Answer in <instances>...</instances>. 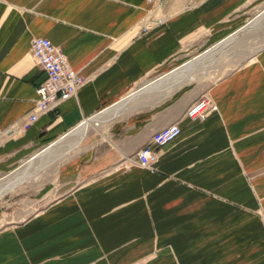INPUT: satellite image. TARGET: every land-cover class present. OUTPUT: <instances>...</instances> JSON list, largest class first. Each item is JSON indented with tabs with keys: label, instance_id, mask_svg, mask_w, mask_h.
Segmentation results:
<instances>
[{
	"label": "crops",
	"instance_id": "1",
	"mask_svg": "<svg viewBox=\"0 0 264 264\" xmlns=\"http://www.w3.org/2000/svg\"><path fill=\"white\" fill-rule=\"evenodd\" d=\"M263 1L162 12L156 0H0V173L136 94L124 113L89 126L39 190L38 211L2 226L0 210V264H264V44L208 81L264 29V16L161 76L242 27ZM35 36L59 46L86 82L23 127L45 77ZM160 79L171 83L136 91ZM201 96L217 109L186 117ZM174 122L179 135L153 145L152 133ZM144 146L155 151L147 166L136 160Z\"/></svg>",
	"mask_w": 264,
	"mask_h": 264
},
{
	"label": "built area",
	"instance_id": "2",
	"mask_svg": "<svg viewBox=\"0 0 264 264\" xmlns=\"http://www.w3.org/2000/svg\"><path fill=\"white\" fill-rule=\"evenodd\" d=\"M30 49L36 64L44 71V79L36 87L34 111L29 113L22 126L33 123L40 112L54 110L62 98L70 97L86 82L84 77L74 71L68 64L62 49L48 38L35 36L31 39ZM217 106L208 97L201 96L186 109L185 115L191 119H202ZM179 124L174 122L154 131L150 141L156 147H161L175 139L180 133ZM155 151L144 146L136 152L137 163L147 166L154 157Z\"/></svg>",
	"mask_w": 264,
	"mask_h": 264
},
{
	"label": "rangeland",
	"instance_id": "3",
	"mask_svg": "<svg viewBox=\"0 0 264 264\" xmlns=\"http://www.w3.org/2000/svg\"><path fill=\"white\" fill-rule=\"evenodd\" d=\"M197 0H156V9L160 8V10L167 11L171 8H177L179 6L190 5L191 3ZM264 6V1L256 6V10L262 8ZM264 44V29H262L256 36L250 38L246 41L245 44L242 45L241 49L238 53H235L232 59L226 60L227 63H224L223 68L219 67L214 71V74L208 81H213L216 78H219L226 74L233 67V63L242 60L248 53L252 52L255 48L259 49ZM256 49V50H257ZM255 50V51H256ZM233 65V66H232ZM226 69V70H224ZM135 100V99H134ZM85 122V121H84ZM100 125V124H99ZM98 126V125H97ZM70 153V152H69ZM68 153V154H69ZM66 154L63 158L59 160L54 165H51L45 168L35 180L28 181L22 184H19L11 191L5 193L2 197H0V210L3 215L2 218V226L10 225L15 223L16 221L22 220L27 216L35 213L41 208L40 204V192L39 190L46 184L52 182V177L56 173V167L58 164L68 155ZM26 160L13 168L9 172L0 173V178L6 176L10 172L16 170L21 167ZM45 171V172H44ZM53 172V173H52ZM52 173V174H50ZM9 221V222H7Z\"/></svg>",
	"mask_w": 264,
	"mask_h": 264
},
{
	"label": "bare ground",
	"instance_id": "4",
	"mask_svg": "<svg viewBox=\"0 0 264 264\" xmlns=\"http://www.w3.org/2000/svg\"><path fill=\"white\" fill-rule=\"evenodd\" d=\"M190 66L191 62L163 76L173 75L174 73L185 70ZM167 82H170V80L160 79L150 84L146 82L136 91H152L153 89H160L163 88ZM135 95L136 94L125 97L121 102L117 103L110 109H105V111H101L85 122H81L77 125L78 127L76 129H71L65 136L59 138V140H57L54 144L44 150L38 151L33 156L28 158L21 167L0 178V197L14 189L19 184L35 180L45 168L59 162L61 158L68 154L78 144V141L86 133L89 126H97L124 113L128 106H130V103L134 101Z\"/></svg>",
	"mask_w": 264,
	"mask_h": 264
},
{
	"label": "water",
	"instance_id": "5",
	"mask_svg": "<svg viewBox=\"0 0 264 264\" xmlns=\"http://www.w3.org/2000/svg\"><path fill=\"white\" fill-rule=\"evenodd\" d=\"M264 16V8L260 10L259 13H257L254 17L250 18L242 27H240L239 29H237L236 31L232 32L231 34H229L228 36H226L224 39H222L221 41L211 45L210 47L206 48L204 51H202L201 53H199L197 55V57H192L191 59L185 61L184 63H182L181 65H178L177 67H174L171 71L165 73L164 75L171 73L172 71L181 68L182 66L190 63L192 60H195L196 58L202 56L203 54H205L208 50H211L212 48H219L221 46H223L224 44L232 41L233 39H235L237 36H239L241 33H243L244 31H246L247 29H249L250 27L256 25L257 23H259L260 19H262V17ZM163 76V75H161ZM67 134V133H65ZM61 138V137H60ZM57 140L59 139H55L54 141L48 143L47 145H45L44 147H42L41 149H39L38 151L44 150L45 148L51 146L52 144H54ZM35 154V153H34ZM33 154V155H34ZM32 155V156H33Z\"/></svg>",
	"mask_w": 264,
	"mask_h": 264
}]
</instances>
